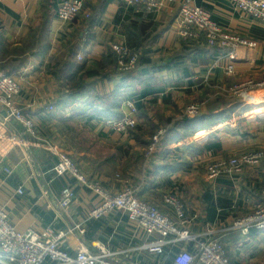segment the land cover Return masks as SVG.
Returning a JSON list of instances; mask_svg holds the SVG:
<instances>
[{
    "label": "crops",
    "instance_id": "obj_1",
    "mask_svg": "<svg viewBox=\"0 0 264 264\" xmlns=\"http://www.w3.org/2000/svg\"><path fill=\"white\" fill-rule=\"evenodd\" d=\"M61 1L0 0V73L18 82L14 101L37 133H23L0 105V209L15 230L63 232L69 254L104 248L123 264H173L180 249L195 252L216 238L231 264H264V230L232 228L264 201V155L237 174L208 179L205 173L212 162L264 154V22L226 0H190L224 32L255 43L229 49L209 46L203 36H179L184 0L154 12L123 0H83V13L66 24L55 15ZM114 44L139 54L132 70H117ZM127 100L135 103L136 124L118 132L106 122L123 117ZM192 103L199 106L194 115L186 112ZM158 128L166 132L145 155ZM52 147L110 192L132 187L196 241L168 244L156 255L142 248L153 236L123 211L91 217L99 197L54 171ZM67 186L73 202L61 208ZM168 194L183 203V218L164 202ZM75 225L82 232H69Z\"/></svg>",
    "mask_w": 264,
    "mask_h": 264
},
{
    "label": "built area",
    "instance_id": "obj_2",
    "mask_svg": "<svg viewBox=\"0 0 264 264\" xmlns=\"http://www.w3.org/2000/svg\"><path fill=\"white\" fill-rule=\"evenodd\" d=\"M124 3L138 6L146 12H154L164 2L174 0H123ZM235 8L243 11L258 21L264 22V0H226ZM85 3L83 0H63L56 8V18L63 24L73 21L83 13ZM86 16H88L86 14ZM177 32L183 39H196L203 36L209 46H221L233 49L238 45L249 47L255 43L237 35L228 34L216 23L209 12L191 5L190 0H184L179 6L177 18ZM112 51L116 57L118 68L123 71L132 70L139 59V54L131 51L123 45H112ZM230 58L234 57L231 52ZM232 71V66H227ZM241 86H236L238 91ZM20 92L16 79L10 75L0 73V105L4 108L8 117L18 121L23 133L37 138L33 120L26 117L16 105L14 97ZM126 112L122 118L110 120L106 123L118 132H125L134 126L132 114L136 112L135 103L131 100L125 102ZM197 108L188 107L186 112L195 114ZM165 129L158 130L152 137L149 151H153L159 140L165 134ZM52 150L55 151L52 147ZM148 152L147 155H150ZM57 158L54 171L58 174H69L76 182L86 187L99 197V201L91 211L93 218L102 217L112 211L120 210L135 223L148 236L153 238L142 246L149 253L162 255L168 244L175 242H195L196 236L187 230H182L178 221L159 211L154 205L136 197L132 187H124L117 192H110L99 179L86 176L80 166L65 151H55ZM262 151L248 152L235 156L230 160H223L209 165L206 169L208 179H215L221 175L237 174L243 166L256 164L263 157ZM10 173V169L5 168ZM18 193H22L19 188ZM74 198V190L71 186L65 187L60 196L59 206L67 208ZM164 202L171 206L177 217L183 218L184 206L181 200L171 194L164 196ZM233 229L246 233L250 229L264 230V203L256 207L252 212L237 218ZM79 229L78 225L70 228L69 232ZM81 232L82 230L79 229ZM65 233L45 230L37 232L28 229L18 232L8 219V214L0 209V264H123L115 257V253L108 252L104 248L93 253L87 248L79 249L74 255L69 254L63 248ZM173 264H231L224 246L219 239H209L198 243L195 252L184 248L173 256Z\"/></svg>",
    "mask_w": 264,
    "mask_h": 264
},
{
    "label": "rangeland",
    "instance_id": "obj_3",
    "mask_svg": "<svg viewBox=\"0 0 264 264\" xmlns=\"http://www.w3.org/2000/svg\"><path fill=\"white\" fill-rule=\"evenodd\" d=\"M137 65V64H136ZM116 68H117V70L119 71V72H127V71H123V70H120L119 68H118V64H117V62H116ZM128 71H130V70H128ZM188 107H196L197 109H198V103H195V104H190V105H187L186 106V108H188ZM198 111V110H197ZM126 112V111H125ZM132 117H133V119H134V126H132V127H130V128H128V130H132L134 127H135V124H136V121H135V113L134 114H132ZM160 129H162V128H160ZM159 128L151 135V138H150V142H149V144L147 145V147H146V150H145V155H147L148 154V152H151V151H149V148H150V145H151V142H152V137L155 135V133L158 131V130H160ZM128 130H126L125 132H127ZM258 151H261V150H258ZM231 158H233V157H231ZM231 158H229V159H224L225 161H227V160H230ZM262 159H263V157H262ZM262 159L258 162V163H256V164H259L261 161H262ZM221 161H223V160H221ZM217 162H220V161H217ZM217 162H212V163H210L209 165H211V164H213V163H217ZM208 165V166H209ZM207 166V167H208ZM245 166H243V168H244ZM243 168H242V170H243ZM206 173V176H207V171L205 172ZM240 173V172H239ZM208 178V177H207ZM264 194V193H263ZM263 203H264V201H262ZM262 202L261 203H259V204H257V206L256 207H258L259 205H261L262 204ZM255 207V208H256ZM254 208V209H255ZM243 216V215H242Z\"/></svg>",
    "mask_w": 264,
    "mask_h": 264
},
{
    "label": "trees",
    "instance_id": "obj_4",
    "mask_svg": "<svg viewBox=\"0 0 264 264\" xmlns=\"http://www.w3.org/2000/svg\"><path fill=\"white\" fill-rule=\"evenodd\" d=\"M139 60V59H138Z\"/></svg>",
    "mask_w": 264,
    "mask_h": 264
}]
</instances>
